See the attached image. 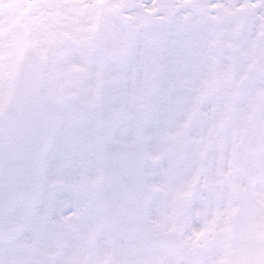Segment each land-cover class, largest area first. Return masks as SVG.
<instances>
[{"label":"snow or ice","instance_id":"snow-or-ice-1","mask_svg":"<svg viewBox=\"0 0 264 264\" xmlns=\"http://www.w3.org/2000/svg\"><path fill=\"white\" fill-rule=\"evenodd\" d=\"M0 264H264V0H0Z\"/></svg>","mask_w":264,"mask_h":264}]
</instances>
